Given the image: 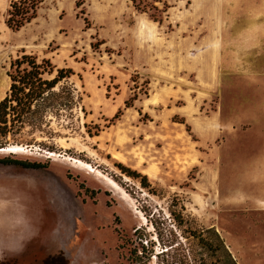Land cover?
<instances>
[{
	"label": "rangeland",
	"instance_id": "obj_1",
	"mask_svg": "<svg viewBox=\"0 0 264 264\" xmlns=\"http://www.w3.org/2000/svg\"><path fill=\"white\" fill-rule=\"evenodd\" d=\"M186 1L130 0L132 13L117 17L129 26L109 22L101 35L79 10L88 24L62 42L0 46V99L23 51L51 59L47 78L74 71L56 87L43 127L0 147L23 148L0 158L46 165L0 164V264L226 263L225 251L211 255L191 235L212 227L237 264H264V49L251 73L197 72L198 58L165 38L203 20ZM218 6L217 16L229 11ZM138 20L155 29L139 30L146 39L131 27ZM118 163L147 174L150 186Z\"/></svg>",
	"mask_w": 264,
	"mask_h": 264
},
{
	"label": "crops",
	"instance_id": "obj_2",
	"mask_svg": "<svg viewBox=\"0 0 264 264\" xmlns=\"http://www.w3.org/2000/svg\"><path fill=\"white\" fill-rule=\"evenodd\" d=\"M77 1L44 0L38 6L37 16L19 31H13L6 24L11 0H0V46H47L62 42L64 34H72L75 28L85 26L84 18L78 17L79 10L85 12L91 23L88 30L94 29L101 35L100 31L109 22H116L115 27H118L117 17L124 19L133 9L130 0H82L81 6L77 5ZM186 2L189 4V0ZM215 4L223 5L229 11L224 16H217L212 11ZM191 5L193 9L200 7L201 23L195 26L177 24L176 29L165 38L184 44L185 59L198 58L197 72L218 77L251 73L253 59L264 49V0H191ZM119 25L129 26L122 22ZM131 27L134 32L137 31L138 37L141 35L139 30L146 35L155 31L150 24L140 20ZM162 27H156V31L166 35ZM17 36H23V39ZM180 36L182 40H179ZM141 37L146 39L144 35ZM160 38L161 35H158ZM216 43L218 49L213 48ZM193 48H198V51Z\"/></svg>",
	"mask_w": 264,
	"mask_h": 264
},
{
	"label": "trees",
	"instance_id": "obj_3",
	"mask_svg": "<svg viewBox=\"0 0 264 264\" xmlns=\"http://www.w3.org/2000/svg\"><path fill=\"white\" fill-rule=\"evenodd\" d=\"M43 1H12L6 18L7 26L13 31H19L37 16L38 6ZM81 4L82 0H78L77 5L81 6ZM85 20L88 24L87 18ZM10 69V89L7 95L0 99V147H5L10 136L21 134L27 126L32 127L34 130L41 129L45 123L48 107L53 104L56 96H58L56 87L61 81L74 74L72 68H58L55 76L47 78L46 74L53 75L55 72V67L51 59L44 58L40 62L36 55L25 51L11 61ZM131 106H133L132 101H126V107ZM122 114V110L119 109L110 119V124L118 120ZM179 122L186 124L187 130L192 134L191 126L184 118L179 120ZM88 132L90 135H94L90 129ZM0 164H15L25 168H44L46 166L41 162H30L28 160L7 157L0 158ZM117 165L128 175L140 178L144 186H150L147 174L132 170L122 163H118ZM176 219L180 222L183 221L177 216ZM205 231L208 236L201 234V232L198 234L196 231H192L191 235L199 238L211 255L217 254L220 250L225 251L228 260L222 264H237L219 232L213 227L206 228ZM203 264L209 263L205 262Z\"/></svg>",
	"mask_w": 264,
	"mask_h": 264
},
{
	"label": "bare ground",
	"instance_id": "obj_4",
	"mask_svg": "<svg viewBox=\"0 0 264 264\" xmlns=\"http://www.w3.org/2000/svg\"><path fill=\"white\" fill-rule=\"evenodd\" d=\"M19 151H23V148L18 147V146L14 148L12 147V149L0 148V152H19Z\"/></svg>",
	"mask_w": 264,
	"mask_h": 264
}]
</instances>
